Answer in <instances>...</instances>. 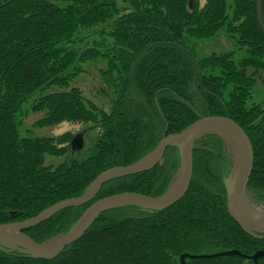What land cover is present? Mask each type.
Segmentation results:
<instances>
[{"label": "trees", "instance_id": "trees-1", "mask_svg": "<svg viewBox=\"0 0 264 264\" xmlns=\"http://www.w3.org/2000/svg\"><path fill=\"white\" fill-rule=\"evenodd\" d=\"M204 2L123 0L120 7L116 0H0V225L81 197L105 171L139 162L165 137L213 116L233 120L249 137L255 163L248 193L264 203V101H253L254 73L264 74L258 0ZM261 15L264 23V0ZM99 26L105 28L93 30ZM89 31L97 37L91 43L83 34ZM221 34L234 49L200 58V43ZM97 62L105 65L100 77L112 97L107 109L72 87L83 66ZM27 106L43 115L36 129L83 124L96 135L80 151L73 150L70 131L24 136ZM47 157L66 159L48 166ZM180 166L179 151L170 148L162 165L104 185L92 203L25 234L45 244L67 234L101 199L162 197ZM231 166L223 140L207 137L195 145L190 189L173 207L108 211L52 261L0 245V264H180L184 254L199 257L187 264H256L213 257L264 251V239L245 233L228 213L224 181ZM130 209L136 213L124 212Z\"/></svg>", "mask_w": 264, "mask_h": 264}, {"label": "water", "instance_id": "water-1", "mask_svg": "<svg viewBox=\"0 0 264 264\" xmlns=\"http://www.w3.org/2000/svg\"><path fill=\"white\" fill-rule=\"evenodd\" d=\"M261 2L258 0L257 12L258 21L264 31V23L261 15ZM192 8V2H190ZM207 137H218L225 145L236 151L239 163L234 176L225 179L224 185L227 192V207L230 217L248 235L264 239V214L255 210L248 196V186L251 180L255 155L252 143L244 130L233 120L213 116L202 118L180 133L172 134L158 144V146L139 162L126 166L116 167L102 173L85 191L81 197L65 200L58 203L37 217L24 222H16L0 225V245L18 250L22 255H27L36 260H55L66 248L79 241L106 212L127 206L141 207L151 211L162 212L176 205L188 193L194 172V150L198 141ZM74 149L81 150L82 140L74 139ZM174 148L180 155V172L174 177L168 191L159 198L148 197L135 193H124L101 199L94 203L75 223L71 230L62 236L56 237L45 244H37L26 231L51 220L58 213L71 209L86 206L92 203L104 185L119 179L135 176L153 170L162 165L168 149ZM178 180L179 184L173 193H170L173 183ZM219 256H240L253 260L256 264L264 257V251H259L252 257H245L238 251L223 252L214 255ZM199 258L184 254L180 257V264H187V260Z\"/></svg>", "mask_w": 264, "mask_h": 264}, {"label": "rangeland", "instance_id": "rangeland-1", "mask_svg": "<svg viewBox=\"0 0 264 264\" xmlns=\"http://www.w3.org/2000/svg\"><path fill=\"white\" fill-rule=\"evenodd\" d=\"M116 1L120 7L123 6V0H116ZM204 1L205 0H199L201 5H203L205 3ZM104 28L105 27H103V26H99L93 30H98V29L101 30ZM91 31L84 32L83 33L84 36L85 37H88V36L93 37V34H88ZM95 38H97V37H93V38L88 37L86 42L91 43V41L92 40L94 41ZM233 49H234L233 45L230 44V42L225 37V35L221 34L220 36H218L217 38H215L211 41L200 43V45L198 46V56L200 58H204V57L210 56L213 53H221V52L224 53V52H229ZM104 67H105V65L102 64V62L84 65L83 66L84 72L74 81V83L72 84V87L80 89L83 93V96L87 100L95 103L99 107H105L107 109L110 102H111L112 97L107 92L108 91L107 88L104 87V85L102 84L103 81L101 80V77H100V71ZM254 75L257 79V84H256V86L254 88V92H253V95H254L253 101L256 103H261L264 101V74L257 72V73H254ZM38 96H39V94L34 96L32 99L34 100V99L38 98ZM24 111H25V117H24V122H23V126H22V133L24 134V136H31L34 138L57 137L58 135L63 134L66 131H70L71 133L74 134V139H81L82 140V145L84 147V145L86 143H89V140L92 138L91 135H93V136L96 135V130H91L89 132V134L86 131V129H88V128L90 129V127L93 128V126H86L83 124H67V123H65V124H62V125L55 127V128H45V129H38L37 128L36 129V128H34V124L36 122H38L43 117V115L32 113L30 111L29 106L25 107ZM88 135H89V138H88ZM83 147H82V149H83ZM226 147L228 149V155L230 157V162L232 164L231 169H230V174L226 178V179H228L231 175L234 176V171H235L236 166H237L236 165L237 155H236V151L234 149H232V147H229L227 145H226ZM72 148H73V146H72ZM73 150H77V149L73 148ZM65 159L66 158L47 157L46 165L57 166L62 161H64ZM248 196H249L250 201L254 207L264 208V203L263 204L261 202L259 203L256 200L255 193H253V194L248 193ZM90 207L85 212H87L90 209ZM124 212L126 214H135L136 213L134 210H131V209L126 210ZM232 251H236V250H232ZM225 252H229V251H225ZM191 256H195V255H191ZM196 259H198V258H196Z\"/></svg>", "mask_w": 264, "mask_h": 264}, {"label": "bare ground", "instance_id": "bare-ground-1", "mask_svg": "<svg viewBox=\"0 0 264 264\" xmlns=\"http://www.w3.org/2000/svg\"><path fill=\"white\" fill-rule=\"evenodd\" d=\"M238 163H239V158H238V160H236V165H237V166H236L235 171L237 170ZM178 184H179V181L176 180V181L173 183V185H172V188H171L170 193H173L174 191H176V189H177V187H178ZM255 210H256L257 213H259V214H264V208H262V207L256 208Z\"/></svg>", "mask_w": 264, "mask_h": 264}]
</instances>
